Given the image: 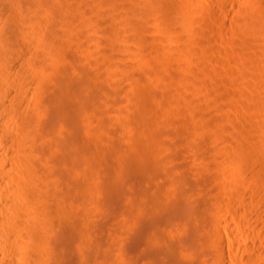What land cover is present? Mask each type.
Listing matches in <instances>:
<instances>
[{
  "label": "bare ground",
  "instance_id": "bare-ground-1",
  "mask_svg": "<svg viewBox=\"0 0 264 264\" xmlns=\"http://www.w3.org/2000/svg\"><path fill=\"white\" fill-rule=\"evenodd\" d=\"M59 1L0 0V264H238L251 258L235 253L241 223L264 264V136L249 124L264 120V49L244 40L225 54L244 79L248 155L210 167L202 128L174 111L188 113L186 98L164 96L157 113L148 85L124 95L123 57L109 47L124 24L96 40L82 0ZM254 24L264 44V18Z\"/></svg>",
  "mask_w": 264,
  "mask_h": 264
},
{
  "label": "rangeland",
  "instance_id": "rangeland-1",
  "mask_svg": "<svg viewBox=\"0 0 264 264\" xmlns=\"http://www.w3.org/2000/svg\"><path fill=\"white\" fill-rule=\"evenodd\" d=\"M54 1L57 3L60 2L59 0ZM176 1L177 0H82L83 8L85 7V15L87 13L85 19L87 18L91 20V22L94 23L93 25L95 30H98L97 32H99H96V34L94 33V35L92 34L93 37L95 36L96 40L98 39L100 41L109 36L113 39V36H111L112 32L109 30V27L111 25L122 26L124 24L123 26L125 30L122 31L124 34L122 33L120 37L121 40L119 41V39H113L109 42V47H112L111 50L118 53H114V57L117 58V61L121 57L118 59L116 56L122 55L123 57L120 62H118L120 64L122 63V66L124 67L122 68L124 69L126 75L125 78H127V80L124 78L125 81L122 80L123 85H125L124 95L126 94L127 97L131 94L134 95L133 93L136 91V87L139 83L148 85L150 87V94L143 96L144 100L148 104L146 108L151 112L155 111L157 113H163L166 111L164 106L166 104L165 100L168 97V94L169 97L173 94L175 96L177 95L176 97L180 96L182 98H186V103H188L185 105H188V113H184L182 109L179 108L183 104L178 106L173 105L175 108L173 109L176 113L188 119V121L191 120L198 123L200 128H202L201 136L204 140L203 147L206 150L204 156L205 164L210 167H215V165L217 166L218 164H222L221 161L223 157L231 160L234 155H248V145L244 143V138L247 134L243 132V128L246 124L237 114V109L241 108V106H244L243 108H248L245 107L247 106L245 103L246 98L243 96L244 91L241 86L244 79L241 78L238 71L235 70V68H238L235 65L236 63L234 60L231 59V63L228 61L230 66L225 65V62L230 59H226L225 54H230L229 57H236L241 47L240 42L244 40L250 42L252 41V44L259 47L261 46L260 48L264 49V44L261 43V41L258 42V40H260L258 37L259 34H256L257 36L255 35L258 31H256V24H254L256 23L257 17L264 18V0H208L210 1L209 3L207 0L206 2L205 0H202V2L201 0H178L177 2L179 3ZM60 3H62V1ZM206 3L207 6H205ZM208 8H212L213 11H217L218 14L216 13L214 16V12L212 10L209 9L210 11H207ZM206 12L209 13L207 14ZM220 15L221 17H224L225 20H230H227V24L224 26L219 24L218 17L223 19ZM165 34L172 35L174 41L176 42H170V44L166 45V47L163 46L162 42ZM116 41L118 43H116ZM260 48L257 47V50H260ZM212 49H217V51ZM228 54L226 55L228 56ZM202 56H206V58L208 57L207 59L210 61H207L206 58V60H204V57ZM262 58L264 59V54ZM123 60H125V62ZM220 63H223V67ZM179 67L180 69H182L181 67L188 68H183L185 71L184 76L186 77L184 80H187L184 87L185 89L183 87H179V81L182 80L181 77L180 79L178 78L180 75L177 76L178 72L176 69ZM169 70L172 71L169 73ZM208 71L210 72L208 73ZM231 71H235V74ZM167 72L171 75H168ZM152 74L155 77H153ZM173 81V84H178V86L172 85L171 83ZM167 84L171 85V87L169 85V87H167ZM175 90H177L178 93ZM180 92H182L183 95ZM164 96L166 98H164ZM130 100L133 102L134 96ZM166 109H168L167 106ZM260 115V118L258 117L254 119L253 117V119L249 120V124H252V127L258 126L255 128L256 136L253 135L254 138L256 137V141H259V139L264 136V120L261 113ZM257 132L262 134V136ZM259 135L260 137H257ZM263 148L264 147H262V149ZM186 157L188 160L185 161H188V163L192 162V166L201 165L200 160L194 158L192 159L190 156ZM183 158L184 157H182L181 160H183ZM231 163L232 162L229 161V164L227 163L228 166L232 167L233 165ZM221 166H224V164ZM254 181L256 184L255 179ZM254 221H256V218ZM241 225L243 224L241 223ZM241 225L240 232H242V235L240 233V241L244 247L241 249L242 251L239 250L240 252L235 250V253L238 255L241 253V256L244 255L245 257L248 256V258H251L247 260L248 262L246 260L239 261L240 263L238 264H263V261L260 259L257 252L247 249L251 239L259 242V235H257V233L248 225ZM216 228L219 227L216 226Z\"/></svg>",
  "mask_w": 264,
  "mask_h": 264
}]
</instances>
